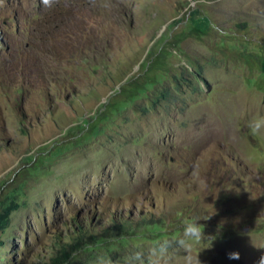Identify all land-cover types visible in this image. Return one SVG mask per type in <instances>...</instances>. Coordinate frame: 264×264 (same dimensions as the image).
Returning a JSON list of instances; mask_svg holds the SVG:
<instances>
[{
	"label": "rangeland",
	"instance_id": "374dc122",
	"mask_svg": "<svg viewBox=\"0 0 264 264\" xmlns=\"http://www.w3.org/2000/svg\"><path fill=\"white\" fill-rule=\"evenodd\" d=\"M7 206L0 264H256L264 0H0Z\"/></svg>",
	"mask_w": 264,
	"mask_h": 264
},
{
	"label": "clouds",
	"instance_id": "9594fccd",
	"mask_svg": "<svg viewBox=\"0 0 264 264\" xmlns=\"http://www.w3.org/2000/svg\"><path fill=\"white\" fill-rule=\"evenodd\" d=\"M42 2L47 5L49 0H42ZM258 128L259 125H256ZM204 227V226H203ZM202 224L199 223L198 219H190L185 221L182 225V239L178 241L180 245H185L188 242H199L205 236L203 232ZM168 251V245L166 242L159 243L153 249V259L149 262V264H160V259L166 255ZM159 253V256L156 254ZM240 258V254L237 251H231L227 253V259L229 260H238ZM196 264H201L198 257H196ZM256 264H264V253H262L259 259L256 261Z\"/></svg>",
	"mask_w": 264,
	"mask_h": 264
},
{
	"label": "trees",
	"instance_id": "16d2710c",
	"mask_svg": "<svg viewBox=\"0 0 264 264\" xmlns=\"http://www.w3.org/2000/svg\"><path fill=\"white\" fill-rule=\"evenodd\" d=\"M10 207L9 206H7V207H4L3 208V210L0 212V229H2V228H5L6 226H7V224H8V221H9V215H10ZM112 221H113V219H112ZM117 222V221H116ZM115 222V223H116ZM87 224H90V226H91V228H90V226H88V227H86V230L88 231L89 229L88 228H90V230H92L93 228V225L90 223V221L89 222H86V225ZM118 224V223H117ZM83 226H84V224H83ZM85 227V226H84ZM79 231L78 232H85L84 230H83V227L82 228H80V229H78ZM104 232V231H103ZM81 238V237H80ZM63 254H64V252H63ZM60 256H57L55 259H57V258H59ZM54 262V261H53ZM53 262H51V263H48V264H52Z\"/></svg>",
	"mask_w": 264,
	"mask_h": 264
}]
</instances>
